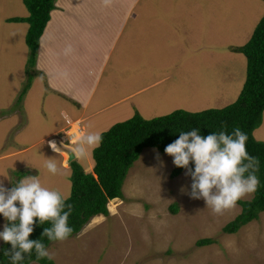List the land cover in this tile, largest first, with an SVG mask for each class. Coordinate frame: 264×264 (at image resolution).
Segmentation results:
<instances>
[{"label":"rangeland","instance_id":"1","mask_svg":"<svg viewBox=\"0 0 264 264\" xmlns=\"http://www.w3.org/2000/svg\"><path fill=\"white\" fill-rule=\"evenodd\" d=\"M169 1V6L190 8L185 17L175 19V23L180 22L179 29L170 32L158 31L150 25L146 27L151 40L149 45L154 46L149 61H158L149 77L159 75L161 69L169 75L168 79L144 91L134 98L135 101L131 97L118 102L112 119L103 121L102 115H97L80 120V135L83 131L101 133L134 113L148 119L175 109L220 108L236 98L244 79L245 58L242 53L228 49L247 41L264 12V1ZM105 13L104 20L108 22L111 19L108 8ZM25 15L22 0H0V181L11 188L27 176H37L45 187L68 196L70 166L63 164L65 157L62 158L61 152H53L48 141H59L66 129L76 125L75 122L67 123L78 103L60 94L64 87L77 89L69 80L55 84L56 78L49 73L50 68L47 73L39 69L35 59L32 65L27 63L29 51L24 44L21 23L5 21L6 17ZM148 43H138L140 46L135 51L146 50L142 45L148 47ZM44 65L48 66V62ZM120 66V62L110 60L106 69L124 78L121 83L117 79V83L127 92L132 89L127 74H136L138 68L135 60L131 72ZM27 78L28 86L20 93ZM103 81L111 83L109 79ZM141 84L133 76V88ZM103 85L99 83L94 97H98ZM117 87L108 91L109 98L119 96L121 89ZM153 100L156 103L147 106ZM97 102L102 99L98 98ZM61 125L65 126L42 139ZM255 130L252 132L254 139L264 141V109L261 123ZM61 143L71 149L75 141ZM49 158L61 168L60 174L52 175L47 171L44 165ZM74 160L83 171H91V151L86 157ZM172 165L173 158L164 151L142 148L123 178L122 200L106 204L108 215L91 217L76 234L64 241H52L46 247L54 253V263L264 264V211L234 233H224L221 227L239 211V205L222 215L213 214L202 198L193 199L188 194L190 181L185 169L175 177L169 176ZM15 171L22 172L23 176L16 178ZM171 203L177 205L174 214L167 209ZM3 225L4 217L0 214V231ZM202 237H211L215 242L196 246L194 241Z\"/></svg>","mask_w":264,"mask_h":264},{"label":"trees","instance_id":"2","mask_svg":"<svg viewBox=\"0 0 264 264\" xmlns=\"http://www.w3.org/2000/svg\"><path fill=\"white\" fill-rule=\"evenodd\" d=\"M54 2L55 0H22L27 15L5 18L7 22L27 24L24 44L29 51L28 64L32 65L35 59L38 40L49 19V12L54 8ZM229 50L242 53L245 58L244 79L234 101L220 108L199 111L175 109L148 119L134 113L101 132L100 146L91 150L93 164L90 172L83 171L74 159L68 163L70 191L68 199L65 200L64 211L68 210L67 205L72 206L68 225L73 231L69 236L80 231L91 217L107 216L106 204L110 199L122 200L123 178L142 148L154 147L163 152L181 132L193 129H197L199 135L206 137L220 131L231 134L234 129L239 128L248 137L246 141L248 154L259 160V170L255 173L259 180L256 191L249 199L237 201L239 211L221 227V231L234 233L240 226L256 219L258 213L264 211V141L256 140L252 136V131L261 123L264 109V13L254 25L247 41L241 45L231 46ZM28 79L20 93L26 90ZM189 166L194 169L191 162ZM182 170L184 169L173 164L169 176L175 177ZM13 174L16 178L23 176V173L18 171ZM189 181L190 192L192 182L190 176ZM167 209L174 214L177 205L171 203ZM34 220L37 222L29 239L41 240L47 247L52 241L41 234L45 227H51V223L39 224L38 218ZM6 223L9 222L4 218L3 228ZM213 242L215 241L211 237H202L196 239L194 244L202 246ZM10 247V244L0 239V264H11L9 257L4 255V251ZM32 261L39 264H55L53 260L47 258L37 260L34 250L30 255L26 254L25 259L18 264H29Z\"/></svg>","mask_w":264,"mask_h":264},{"label":"crops","instance_id":"3","mask_svg":"<svg viewBox=\"0 0 264 264\" xmlns=\"http://www.w3.org/2000/svg\"><path fill=\"white\" fill-rule=\"evenodd\" d=\"M169 4V0H55L38 40L35 66L46 73L50 68L49 73H53L57 85L64 79L74 83L72 87L76 86V91L64 87L63 93H58L78 103L74 105L76 112L72 113L71 121L67 124L76 122L74 124L78 126L80 120L97 115H102L103 121L112 119L116 115L117 108L114 107L118 102L131 97L134 100L144 91L168 79L169 75L161 69L159 75L149 77L153 65L158 64V61H149L154 46L149 45L151 40L146 27L150 25L158 31L165 29L170 32L179 29L180 22L175 23V19L185 17V12H190V8ZM105 8H108V16L111 18L108 22L104 20ZM21 25L23 36L27 24ZM144 41L149 42L148 47L142 45L146 50L136 52L135 48L140 46L138 43ZM110 60L120 62V69L125 67L127 72L135 60L137 73L127 74L132 85L130 91H123L122 85L119 87L117 79L120 83L124 79L119 73L113 74L106 69ZM45 62H48V66L44 65ZM133 76L142 82L136 88H133ZM104 79H109L111 83L105 84ZM100 82L104 85L98 97H94ZM116 85L121 89L119 96L109 98L108 91ZM98 98L102 102H97ZM155 103L156 100H153L147 106ZM65 125L46 133L42 139ZM92 125L95 127V124Z\"/></svg>","mask_w":264,"mask_h":264},{"label":"clouds","instance_id":"4","mask_svg":"<svg viewBox=\"0 0 264 264\" xmlns=\"http://www.w3.org/2000/svg\"><path fill=\"white\" fill-rule=\"evenodd\" d=\"M60 136V143H68ZM247 139L239 128L231 134L220 131L206 137L193 129L181 132L164 152L173 158L176 167L185 169V175L191 177L190 197L202 198L213 214L222 215L234 208L237 201L254 193L259 184L255 175L259 160L248 154ZM101 141L100 132L83 131L71 152L75 153L76 159H82L99 147ZM48 145L53 152H61L55 141H48ZM190 162L194 169L189 166ZM44 166L52 175L61 173V168L51 158L46 159ZM66 199L68 197L59 191L42 185L37 176H27L11 188H6L0 181V214L9 222L0 231V239L11 246L4 251L11 264L23 261L33 250L37 260L54 259V253L49 252L41 240H31L29 236L37 222L34 218H38L39 224L51 223V227L44 228L42 236L49 241L66 240L73 231L68 225L72 206L67 205L68 210L64 211Z\"/></svg>","mask_w":264,"mask_h":264},{"label":"water","instance_id":"5","mask_svg":"<svg viewBox=\"0 0 264 264\" xmlns=\"http://www.w3.org/2000/svg\"><path fill=\"white\" fill-rule=\"evenodd\" d=\"M53 141V140H51ZM57 143V146L61 148V153L65 154V163L68 164L71 160L75 158V154L71 152L67 146L61 144L59 141L54 140Z\"/></svg>","mask_w":264,"mask_h":264},{"label":"bare ground","instance_id":"6","mask_svg":"<svg viewBox=\"0 0 264 264\" xmlns=\"http://www.w3.org/2000/svg\"><path fill=\"white\" fill-rule=\"evenodd\" d=\"M75 126L76 125H72L70 128H68L69 130L65 132V136L67 138H69V140L71 141V143H73L74 141H76L77 137H79V135H80V134H76V132H74ZM61 154L63 155L62 158L65 157V154L64 153H61ZM63 164H65V159L64 158H63ZM111 200H116V199H111ZM111 200H109V201H111Z\"/></svg>","mask_w":264,"mask_h":264},{"label":"built area","instance_id":"7","mask_svg":"<svg viewBox=\"0 0 264 264\" xmlns=\"http://www.w3.org/2000/svg\"><path fill=\"white\" fill-rule=\"evenodd\" d=\"M74 129H75L74 132H76V134H80L81 130H80V128H79L78 126H75ZM68 130H69V129H67V130H65V131L63 132V134L60 136V139L63 140V141H66V142H68V143H71V141L69 140V138H67V137L65 136V132L68 131Z\"/></svg>","mask_w":264,"mask_h":264}]
</instances>
